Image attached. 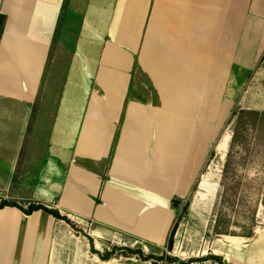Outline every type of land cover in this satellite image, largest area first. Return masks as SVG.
<instances>
[{"label": "crops", "instance_id": "obj_1", "mask_svg": "<svg viewBox=\"0 0 264 264\" xmlns=\"http://www.w3.org/2000/svg\"><path fill=\"white\" fill-rule=\"evenodd\" d=\"M64 6L85 7L68 66L48 74ZM0 14V202L55 208L90 240L5 206L0 264H80L112 238L163 247L193 155L207 154L193 124L217 117L241 69L264 59V0H0ZM231 239L228 264H264V232Z\"/></svg>", "mask_w": 264, "mask_h": 264}, {"label": "rangeland", "instance_id": "obj_2", "mask_svg": "<svg viewBox=\"0 0 264 264\" xmlns=\"http://www.w3.org/2000/svg\"><path fill=\"white\" fill-rule=\"evenodd\" d=\"M84 7L64 6L58 34V39L64 41L58 44L63 55L49 60L48 74L54 71L57 62L60 68L68 66ZM247 13V9H241V19ZM56 45L54 42L53 50ZM263 91L264 59L257 61L253 70L241 69L239 89L227 92L233 100L223 106L217 117L215 112L209 113L206 127L193 124V130L207 133V154L203 150L199 154L197 147V154L193 155L192 185L186 196L176 197L177 214L169 231L173 238L171 247L167 239L161 248H144L141 244L107 248L103 239L106 244L96 250L102 255L112 252L110 257L103 260L91 245L80 264H167L169 261L149 258L150 255L175 259L171 264H219L211 256H220L228 264L221 253L232 250L231 238L244 242L256 232H264V109L255 107ZM69 224L81 236V245L89 243L84 231L72 222ZM138 249L142 253L135 252ZM6 252L5 248L1 249L0 258L4 259ZM12 252L16 257L22 254L18 247Z\"/></svg>", "mask_w": 264, "mask_h": 264}, {"label": "trees", "instance_id": "obj_3", "mask_svg": "<svg viewBox=\"0 0 264 264\" xmlns=\"http://www.w3.org/2000/svg\"><path fill=\"white\" fill-rule=\"evenodd\" d=\"M4 24H5V15L4 14H0V38H1V35L3 33V29H4ZM5 206H14V207H18L20 208L25 214H31L33 211H36V210H44L45 212L53 215L55 218L57 219H62V220H65L66 222L70 223L71 220L65 216V215H62L57 209L55 208H49L47 206H45L44 204H41V203H30L27 207H24L22 204H18L17 202H13V201H6V200H3L0 202V208H3ZM172 243H173V238H172V233L170 234L169 238H168V245L169 247L172 246ZM116 248V247H114ZM131 252H134L132 249H131ZM135 252H138V253H142L140 249L136 250ZM100 255V257L103 259V260H106L110 257V255L112 254V252H106V254L102 255L100 253H98ZM149 258H156L157 260H163V259H166L169 261H167L168 263L167 264H171L172 262H175V259L173 258H168L167 256H160V257H156L154 255H150ZM211 258L213 259H216L219 264H224L222 258L220 256H211ZM155 264V263H154Z\"/></svg>", "mask_w": 264, "mask_h": 264}, {"label": "built area", "instance_id": "obj_4", "mask_svg": "<svg viewBox=\"0 0 264 264\" xmlns=\"http://www.w3.org/2000/svg\"><path fill=\"white\" fill-rule=\"evenodd\" d=\"M110 245L114 248H122V247H127L128 246V242L125 239H116V238H112L109 240Z\"/></svg>", "mask_w": 264, "mask_h": 264}, {"label": "bare ground", "instance_id": "obj_5", "mask_svg": "<svg viewBox=\"0 0 264 264\" xmlns=\"http://www.w3.org/2000/svg\"><path fill=\"white\" fill-rule=\"evenodd\" d=\"M225 139V138H224Z\"/></svg>", "mask_w": 264, "mask_h": 264}]
</instances>
